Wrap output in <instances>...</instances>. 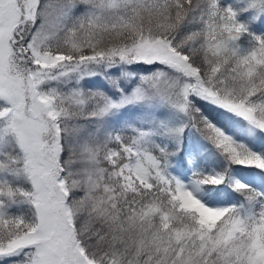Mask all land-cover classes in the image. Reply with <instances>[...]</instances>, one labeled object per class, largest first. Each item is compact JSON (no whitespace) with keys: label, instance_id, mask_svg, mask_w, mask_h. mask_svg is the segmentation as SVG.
I'll list each match as a JSON object with an SVG mask.
<instances>
[{"label":"rangeland","instance_id":"1","mask_svg":"<svg viewBox=\"0 0 264 264\" xmlns=\"http://www.w3.org/2000/svg\"><path fill=\"white\" fill-rule=\"evenodd\" d=\"M157 2L0 0V183L6 185L0 190L6 201L0 199V233L6 229L9 236L3 241L0 236V264H94L71 242L63 215L71 208L68 193L87 181L79 166L88 165L91 172L104 162L124 191L152 189L167 196L178 211L207 227L202 237L208 243L229 248L245 264H264V209L260 217L243 211L255 220L249 228L237 222L239 215L228 213L235 202L229 184L253 186L264 199L262 177L233 159L256 166L264 162V123L253 119L252 108L234 112L233 104L196 84V70L166 38L145 37L96 53L104 50L96 35L109 29L118 33V25L141 5ZM238 5L222 9L230 19L220 23L223 36L215 48L245 46L243 19L264 24V0ZM64 48L77 53L64 54ZM259 56L251 54L258 61ZM194 100L223 110L222 118L234 114L235 132L222 129L227 147L210 144L192 124ZM241 116L254 124L251 133ZM87 123L89 131L95 129L88 132ZM88 135L96 136L91 141ZM109 136L115 147H102ZM169 147L182 154L168 155ZM65 148L78 154L66 155ZM154 149L163 160L152 154ZM73 164H79L77 172L69 168ZM12 181L23 188L12 189ZM13 196L21 198L8 201ZM224 217L227 228L217 227ZM237 229H246V240L234 241ZM229 253H222L223 259Z\"/></svg>","mask_w":264,"mask_h":264},{"label":"trees","instance_id":"2","mask_svg":"<svg viewBox=\"0 0 264 264\" xmlns=\"http://www.w3.org/2000/svg\"><path fill=\"white\" fill-rule=\"evenodd\" d=\"M241 1L234 0L230 5L224 4L226 0H159L157 3H144L133 17L119 26L118 33L108 31L106 37L103 34L98 41L104 40L106 45L102 47L109 50L127 47L144 37L166 38L171 47L184 55L197 71L198 83L237 105L244 106L254 101L260 108L256 118L264 121V63L249 64L242 59L244 56L234 52L233 47L216 49L214 46L215 41L223 36L220 23L228 18L221 14L222 9L235 6L240 9L238 4ZM246 27L247 30L257 29L254 22ZM254 37H258L257 44L264 47V27H258ZM248 43L253 46L251 41ZM190 112L195 116L201 111L191 104ZM196 119L204 135L210 139L219 137L220 131L212 122L219 120L217 116L202 115ZM65 151L66 155L78 154V151L69 148ZM64 161L68 162L66 157ZM77 166L79 164H73L69 168L77 172ZM79 167L83 171L82 181H87L81 182V190L74 189L68 193L66 205L71 200V208H66L67 213L63 216L71 226V242L73 240L78 250L94 264L112 261L116 264H245V258L237 259L236 255L229 253V248L221 246L218 249L208 243L202 237L205 227L193 224L190 219L194 217L192 214L178 211L161 193L152 189L124 191L112 177V168L105 162L91 172L88 166ZM3 186L6 185L0 184V190ZM94 187L95 190H92ZM11 188L19 190L23 185L17 186L13 182ZM0 196L3 197L1 193ZM16 197L13 196V200ZM4 198H0L2 203L6 202ZM74 202L77 203L75 208ZM24 216L34 221L27 210H24ZM225 220L227 218L217 227H225L222 224ZM186 229H192V238L184 232ZM6 233V229L0 233L2 241L8 239ZM237 234L239 238H235L241 239L240 231ZM179 248L183 254L179 253ZM222 253L230 254L227 260L223 259Z\"/></svg>","mask_w":264,"mask_h":264}]
</instances>
